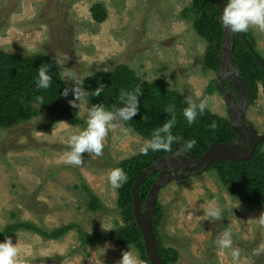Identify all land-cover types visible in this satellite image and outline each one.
Wrapping results in <instances>:
<instances>
[{
  "label": "rangeland",
  "instance_id": "374dc122",
  "mask_svg": "<svg viewBox=\"0 0 264 264\" xmlns=\"http://www.w3.org/2000/svg\"><path fill=\"white\" fill-rule=\"evenodd\" d=\"M98 2L107 10V18L100 23L90 11ZM191 2L0 0V49L20 55L45 53L61 59L82 79L80 87L85 78L104 67L112 70L125 64L141 81L161 79L185 99L191 97L196 103L207 99L206 109L230 123L227 97L217 85L221 66L218 70L206 66L207 43L196 32L192 19L181 16ZM248 30L255 39V50L264 58V31L257 26ZM62 82L68 88L63 101L71 105L75 81L65 78ZM232 83H238L234 73L221 75L220 85L227 94L234 88ZM86 106L91 104L87 101ZM77 109L79 123L55 121L38 106V114L31 120L0 128V232L15 220L32 222L49 232L65 224L76 225L59 239H48L31 230L6 235L17 243L19 258L25 264H117L122 252L129 249L142 264H149L134 244L116 241L114 232L125 221L118 211L120 188L113 189L108 182L112 169L141 154L147 138L133 130L125 135L122 128L127 127L119 121L104 138L100 155L85 152L80 165L68 164V139L86 126V113ZM243 124L264 135L261 86ZM261 143L264 151V141ZM192 156L173 145L171 151L144 169L157 167L147 174L158 172L153 182L161 171L164 173L156 202L161 207L158 230L164 246L178 250V259L172 264H233L231 249L213 243L225 229L232 232V247L240 250L238 264H264V255H252L253 249L264 245V224L258 219L264 206L250 207L237 199L214 163L186 171L176 168L185 160L192 161ZM83 182L106 207L104 212L90 210ZM211 202L227 209L221 219L203 215V208ZM81 230L109 237L105 242L84 245Z\"/></svg>",
  "mask_w": 264,
  "mask_h": 264
},
{
  "label": "trees",
  "instance_id": "16d2710c",
  "mask_svg": "<svg viewBox=\"0 0 264 264\" xmlns=\"http://www.w3.org/2000/svg\"><path fill=\"white\" fill-rule=\"evenodd\" d=\"M90 11L92 18L98 23L107 18V10L102 3L93 4ZM181 16L185 19L191 18L196 32L206 41V66L218 70L221 66L224 31L216 1L192 0L191 4L181 11ZM244 36L252 49L247 45ZM255 44L250 30L235 33L232 60L247 86L250 105L258 98L260 86L264 93V58L255 50ZM41 65H49L48 71L52 82L48 89H40L36 86L38 68ZM59 73L60 68L51 55L45 53L20 55L0 49V128H13L31 120L38 114V106L53 115L55 121L66 119L72 123H79L81 119L78 116V109L63 101L65 95L62 93L68 88L62 82ZM100 84L105 86L101 94L99 96L89 95L87 101L91 105L102 104L108 110L122 106L119 99L121 90L141 89L137 98L139 109L137 114L130 121H123V124L147 139L151 137L153 131L171 118L172 114L165 111L168 105L175 106L176 123L171 129V133L178 138L171 147L175 145L181 150H186L199 157L211 144L233 142L237 136L227 119L213 114L207 109L202 114L198 112L194 123L189 125L183 116V109L187 107V103L182 95L169 89L164 80L141 81L139 76L125 64H118L109 71L91 74L83 81L82 88L91 93ZM41 96L44 103L40 105L37 97ZM213 122L216 124L215 128L211 127ZM193 140L195 144L191 149H187V142ZM261 144L257 146L255 153L247 161L219 160L213 164L232 194L250 207L264 206V151L261 150ZM166 153V151L153 152L150 150L147 155L138 154L121 162L120 165L127 175V181L120 187L121 199L118 204V211L125 224L117 228L114 237L120 244H134L149 264L151 263L145 254L144 238L133 214L132 187L137 176L144 171L145 167ZM157 174L158 172H155L143 179L139 191L142 203L146 201ZM81 187L86 189L89 194L88 207L90 210L104 212L106 207L92 193L86 183L83 182ZM155 209L153 230L158 241L159 253L165 264H172L178 259V250L166 247L162 243L158 230V218L161 217L159 203L156 204ZM11 215L15 217L16 213L11 212ZM75 226V224H65L49 232L38 228L32 222L15 220L0 232V238L19 230H31L48 239H59ZM108 237V235L97 231L88 233L81 230L80 232L81 243L84 245L95 241L105 242Z\"/></svg>",
  "mask_w": 264,
  "mask_h": 264
},
{
  "label": "clouds",
  "instance_id": "9594fccd",
  "mask_svg": "<svg viewBox=\"0 0 264 264\" xmlns=\"http://www.w3.org/2000/svg\"><path fill=\"white\" fill-rule=\"evenodd\" d=\"M220 21L224 27H227L233 33L247 32L250 26H257L261 31H264V0H227L226 6L220 13ZM56 64L60 67V76L62 79L68 78L75 81L76 87L73 89L75 99L69 103L81 111L86 113V126L75 134H72L68 139V151L65 154L68 164L80 165L82 163V153H90L100 155L103 149V140L116 122L130 121L138 112V96L141 93L140 88L134 91L121 90L120 102L121 107L106 109L102 104H92L87 107V98L91 96H99L105 86L100 84L91 93L86 92L80 87L82 79L75 71L65 67L63 60L56 59ZM49 65H41L38 68L36 86L40 89H48L52 77L49 74ZM102 71H109L104 67ZM225 82V81H224ZM67 89L62 93L67 95ZM39 104H43V97H37ZM76 101H80L79 104ZM187 107L183 109V116L187 123H194L198 112L202 114L208 106L207 99L200 100L196 103L191 97L186 98ZM165 111L172 114L167 122L161 127L152 132L151 137L145 140L140 152L147 155L151 150L156 151H171V145L178 138L171 133L172 127L176 123L174 105L166 106ZM216 127L215 122L211 125ZM125 135L132 132L131 128H122ZM195 141H189L186 144L187 149H191ZM127 181V175L121 168H114L108 175V182L113 189L120 188ZM233 209V208H232ZM231 209V211H232ZM227 209H222L215 202L209 203L203 208V215L206 218L219 220ZM261 224H264V211L258 217ZM213 243L222 249H231V257L233 264H238L240 257L239 248H233L232 232L230 229H225L217 235ZM253 256L264 255V245L252 250ZM0 264H25L24 260L19 258V249L16 244H13L10 237H5L0 241ZM117 264H142V261L130 249L123 251L121 258Z\"/></svg>",
  "mask_w": 264,
  "mask_h": 264
},
{
  "label": "water",
  "instance_id": "95a60500",
  "mask_svg": "<svg viewBox=\"0 0 264 264\" xmlns=\"http://www.w3.org/2000/svg\"><path fill=\"white\" fill-rule=\"evenodd\" d=\"M219 13H222L223 8L226 6L227 0H215ZM224 37L221 46V68L220 76L217 77L219 81L218 89L227 97V104L230 108L233 107L232 111L229 109L230 125L232 129L236 132L237 139L244 138L248 136L246 146H241L235 142H217L209 146V148L203 153L202 156L196 158L192 156V161L185 160L188 163L187 167L189 169L196 168L198 166H209L219 160L225 161H247L255 153L259 143L264 141V135L258 134L256 129L251 127H246L243 122L245 121V113L249 106V91L245 85L238 67L234 64L232 60V53L234 48L235 33L231 32L227 27L223 26ZM243 33V32H242ZM245 37V36H244ZM246 40V37H245ZM247 45L252 49L248 40H246ZM224 73H234L238 83H232L231 86L234 87L236 93L242 90L243 102L238 110L236 106V101L234 96L227 94L221 87V75ZM241 88V89H240ZM247 132L249 134H247ZM164 161V160H162ZM161 161V162H162ZM157 167H151L149 170L143 171L138 178L135 180L132 187L133 195V214L138 227L140 228L143 238L144 245L146 249V255L151 264H165L159 253V245L156 235L153 230V219L155 213V205L158 199V192L160 187L165 181L164 173L161 171L155 182L152 183L148 197L144 203L140 201L139 191L143 179L149 174V171L156 170Z\"/></svg>",
  "mask_w": 264,
  "mask_h": 264
},
{
  "label": "flooded vegetation",
  "instance_id": "af4514ba",
  "mask_svg": "<svg viewBox=\"0 0 264 264\" xmlns=\"http://www.w3.org/2000/svg\"><path fill=\"white\" fill-rule=\"evenodd\" d=\"M224 83V82H223ZM233 91H235L234 90V88H229V94L231 95V96H234V98H235V101H236V106L238 107V110L240 109V106H241V102L243 101V99H242V97H243V95H242V90H240L236 95L234 94L233 95ZM236 93V92H235ZM229 109H231L232 111H234L233 110V107L231 106ZM230 117H231V114H230ZM247 134H249L248 132H247ZM237 135V134H236ZM238 136V135H237ZM236 136V137H237ZM248 136L246 137V139L245 140H248ZM244 140V138H235L234 139V141L233 142H237L240 146H241V144H242V146H246L247 145V142ZM260 144V143H259ZM196 157V156H195ZM200 157V156H199ZM199 157H196V158H199ZM187 165H188V163H184L183 162V164H181V165H178V164H176V168L178 169V170H184V171H186V170H190L188 167H187Z\"/></svg>",
  "mask_w": 264,
  "mask_h": 264
}]
</instances>
